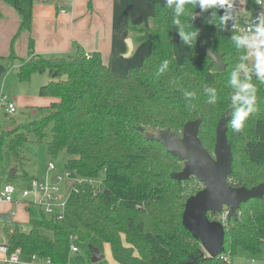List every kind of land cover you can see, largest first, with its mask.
<instances>
[{
    "label": "trees",
    "instance_id": "1",
    "mask_svg": "<svg viewBox=\"0 0 264 264\" xmlns=\"http://www.w3.org/2000/svg\"><path fill=\"white\" fill-rule=\"evenodd\" d=\"M33 2L0 0L18 16L11 46L21 33L31 31ZM185 8L188 14L178 17L181 24L186 31L192 25L200 35L194 47L183 43L189 56L181 66L172 49L173 31L179 33L173 23L175 8L154 5L150 27L131 29L140 32L137 42H149L150 51L140 66L129 68L125 75L114 74L99 53L86 56L79 50L67 56L30 55L18 67L19 82L29 81L34 73H48L51 78L38 88V95L52 101L39 108V119L0 132V169L5 151L10 158L8 169L2 172L4 184L29 187L36 177L25 170L29 159L24 146L31 136L44 140L47 129L49 158L65 152L67 172L94 179L104 171V179L99 186L73 183L61 220L37 209L38 216L28 220L26 231L11 223L3 230L8 253L19 248L23 258L69 264L73 244L79 254L72 260L78 264H92L89 247L100 254L108 247L116 264H227L218 257L209 259L181 224L185 200L199 190L189 192L184 187L194 177L180 183L172 180L170 174L180 171L177 166L183 162L159 143L145 139L150 130L177 133L185 123L200 118L198 137L210 153L219 117L228 108L235 111L230 96L236 89L228 81L245 49H236L232 36L243 34L221 32L213 16L197 26L190 19L195 8L191 4ZM27 46L32 54V39ZM202 47L221 55L222 72ZM248 75L257 88L258 110L241 132H234L228 122L226 135L233 161L227 181L233 187L251 188L264 181V84L254 74ZM238 79H246L242 70ZM205 88L216 89L215 104L207 102L211 96ZM216 216L208 217L216 220ZM223 246V253L230 256L238 251L253 256L262 252L264 199L249 200L240 206L236 220L227 219Z\"/></svg>",
    "mask_w": 264,
    "mask_h": 264
},
{
    "label": "crops",
    "instance_id": "2",
    "mask_svg": "<svg viewBox=\"0 0 264 264\" xmlns=\"http://www.w3.org/2000/svg\"><path fill=\"white\" fill-rule=\"evenodd\" d=\"M154 5H166V0H34L31 31L29 33L23 32L19 35L20 38L22 37L25 40L26 54L24 57L14 55L11 58L18 60L20 66L23 61L29 58V55L43 57L67 56L74 53L76 50H79L84 55L90 56L97 52L100 54L101 61L109 66L114 74L122 75V73L124 71L127 72L129 68L138 65L140 66L142 58L150 51L149 42H137L136 39L140 32H133L131 29H148L150 27ZM4 8H7V5L0 3V22L3 17ZM241 8L246 10L247 15L245 16L241 13V17L239 18L238 15H240ZM198 10L199 7L197 6L194 12L198 13ZM216 12L219 16L224 15L223 10H216ZM257 13L258 11L253 0H247L246 5L243 6L241 5L240 0H235L231 15L236 17V22L240 26H243L248 19H253ZM10 14H12L13 22L16 25L14 34L12 35L13 38L18 27V16L15 13V19V15L11 11ZM211 16L212 14L205 16L201 20V23L204 19ZM194 23L197 26L201 25V23L198 25L196 19L194 20ZM232 25L233 21H228L227 29L221 32H233ZM175 30L173 31V50L174 39H179L183 44L178 31ZM128 38H133V51L130 56L126 57L127 46L125 40ZM29 39H32L33 41L32 54L29 52L27 46ZM10 51L5 55H0V57L5 58L10 54ZM134 52L139 53V60L133 64L125 61V59L131 57ZM242 55H246V50ZM188 56L189 50L188 55L184 56L181 63H178L174 54L177 65L181 66L183 60ZM241 62L246 65L249 64L251 67V61ZM51 101L52 100L50 99V102ZM34 111H38L39 113V108H26L25 113L30 114L34 113ZM16 121L21 122L20 119H16ZM31 175L36 177L35 174ZM3 215L9 216L10 220L2 221V234L5 226L8 227L11 223H17L23 230H27L24 226L27 227L28 221L22 223L21 221L14 219L12 216L13 211ZM0 243H4L3 238ZM106 248L109 251V248L105 247V249ZM2 258L3 255L0 253L1 264ZM230 264H233V262Z\"/></svg>",
    "mask_w": 264,
    "mask_h": 264
},
{
    "label": "water",
    "instance_id": "3",
    "mask_svg": "<svg viewBox=\"0 0 264 264\" xmlns=\"http://www.w3.org/2000/svg\"><path fill=\"white\" fill-rule=\"evenodd\" d=\"M127 46L126 57L133 51V38L125 40ZM203 52L217 70L222 72L225 65L220 54H214L202 47ZM5 68L0 65V77ZM232 110L226 109L219 117L215 126L213 152L210 154L201 144L198 132L201 119L185 123L179 134L166 130H150L145 139L162 145L165 151L183 162L180 171L172 172L170 178L178 183L194 177L201 185V189L189 196L184 203L181 215L183 228L197 240L209 259L218 257L224 251L225 227L217 220H210L209 215H217L228 209L227 219L236 220L237 211L242 204L255 199L263 201L264 181L251 187H233L228 183L232 172V153L227 140L228 122ZM1 221H9L7 215L0 216ZM90 262L98 264L103 260L96 248L89 247Z\"/></svg>",
    "mask_w": 264,
    "mask_h": 264
},
{
    "label": "rangeland",
    "instance_id": "4",
    "mask_svg": "<svg viewBox=\"0 0 264 264\" xmlns=\"http://www.w3.org/2000/svg\"><path fill=\"white\" fill-rule=\"evenodd\" d=\"M15 15L14 10L7 6L3 9V17L0 22V55L7 54L10 49H12L11 55L24 57L26 54V43L25 40L21 37L17 38L14 44L11 46V38L15 31V24L13 22V16L10 14V11ZM216 9H209L207 12L201 13V10H198L197 22L200 25L201 20L211 15L212 12ZM254 16V15H253ZM176 31V30H175ZM174 54L178 63L182 62L184 56L188 55L187 47L180 42L179 39H174ZM15 53V54H14ZM10 55V54H9ZM8 55V56H9ZM6 56L5 58H0V65L5 68V73L0 77V97L1 95L5 96L8 101H11L16 107V113L13 115H6L3 110L0 109V132L8 129H13L17 126L24 125L23 123H28L29 121L37 120L40 118V112L34 111V113L27 114L25 113L26 108L36 107L42 108L49 104L50 99L41 98L38 95V88L42 85H45L48 80H50V75L48 73H34L27 82H19L17 78V70L19 66V61L11 57ZM30 57V55L28 56ZM139 60V53L134 52L133 55L129 58H126L125 61L130 63H136ZM27 61V60H25ZM23 61V63L25 62ZM139 66V65H138ZM136 66V67H138ZM179 66V65H177ZM134 67V66H133ZM126 71L122 73L125 75ZM20 119L21 122L16 121ZM14 120V123H13ZM177 133H180V130H177ZM50 139V132L46 130V137L41 142L37 141L34 136H31L30 141L24 146V153L29 159V162L25 165V170L30 174H35L40 180L44 179L47 176H50L54 184H60V189L62 194L66 197L70 185L78 179V176L71 172L69 176H65L67 170L65 169V162L67 160V154L61 152L56 158H49L46 154V142ZM213 144L210 143L209 151L212 154ZM52 163L55 167V171L51 172L48 170L49 164ZM10 165V158L7 151L4 152V162L0 169V189L5 183V177L2 172L8 169ZM179 169L183 168V163H178ZM52 174H59L62 176V181L59 182L56 177ZM17 190L21 187L14 185ZM185 189L189 192H195L197 189H201L202 185L198 183L194 178H191L185 185ZM29 199L32 200L31 197ZM28 209V208H27ZM13 211V218L26 223L30 218L38 216L37 209L31 208L26 211L24 205L21 203H5L0 201V215L8 214ZM3 223L0 221V241H5L2 234ZM10 227V226H8ZM5 226L4 230L8 228ZM25 229H28V226H24ZM73 256H71V260ZM233 264H264V246L262 252L256 256L250 255L246 252L238 251L230 258ZM103 264H115L111 258V255L108 249H104L103 252ZM253 261V262H252ZM1 264V263H0ZM69 264H78L76 262L69 261ZM82 264V263H80ZM85 264V263H83Z\"/></svg>",
    "mask_w": 264,
    "mask_h": 264
},
{
    "label": "clouds",
    "instance_id": "5",
    "mask_svg": "<svg viewBox=\"0 0 264 264\" xmlns=\"http://www.w3.org/2000/svg\"><path fill=\"white\" fill-rule=\"evenodd\" d=\"M257 4L264 5V0H256ZM235 0H166V5L169 8L174 7L176 17L173 18V23L179 28V36L182 42L189 46L194 47L197 38L200 35L198 29H194L191 25V30L186 31L184 25L181 24L178 18L182 14H188L185 8L186 4H191L193 8L197 6L201 10V13L207 12L209 9L223 10L224 15L217 17V12L213 11V19H217L215 27L219 30H226L228 27V21H233L234 33L242 32L243 35L234 34L232 41L236 49H245L246 55L239 57L240 61H251V67L245 63H239L236 71L231 73V78L228 83L236 89L235 93L230 96L231 108H235V111L231 113L230 126L234 132H241L245 126V122L250 115L257 112V88L251 82V77L248 75L251 69L253 74L257 77V80L264 84V8H262L256 16L246 22L243 26H240L236 22V17L231 15L234 7ZM241 5H246L247 0H240ZM243 13L245 16L247 12L241 8L240 15ZM197 13L192 12L190 19L194 21L197 18ZM211 23V21H209ZM211 49H209V52ZM167 62L165 61V67ZM243 70L245 74V81L241 82L238 79L239 71ZM205 93L210 94L211 98L207 101L210 104L217 102V92L214 88H205ZM186 95H193L192 93H186ZM239 105V106H237Z\"/></svg>",
    "mask_w": 264,
    "mask_h": 264
},
{
    "label": "built area",
    "instance_id": "6",
    "mask_svg": "<svg viewBox=\"0 0 264 264\" xmlns=\"http://www.w3.org/2000/svg\"><path fill=\"white\" fill-rule=\"evenodd\" d=\"M253 2L258 12L262 8H264V5L257 4L256 0H253ZM238 17L240 18L241 15H238ZM251 20L252 19H248L247 22ZM240 33L243 34L242 32ZM248 74H253L251 69L249 70ZM0 109L3 110L6 115H13L16 113L15 105L12 102L8 101L3 95H1L0 97ZM48 170L51 172L55 171V167L52 163L49 164ZM69 173L70 172H66L65 176H69ZM52 175H54L59 182L62 181L61 175ZM103 179L104 171L100 172L97 178L89 179L78 177V179L73 183H88L93 184L94 186H99L101 185ZM71 185L66 197H64L62 194V190L60 189V184H54L50 176H47L42 180H40L39 178H34L28 188H20L19 190H17L12 184H4L0 189V201L8 204L22 203L27 207L39 209L47 216H51L56 220H61L65 204L71 189ZM29 197H31L32 200L29 199ZM227 211L228 209L224 208L223 211L216 216V220L220 222L224 227L227 224ZM0 253L3 255L2 264H50L49 261L37 260L35 256H31L30 258H23L21 256V250L19 248L11 253H8V249L5 243H0ZM74 254H79V250L75 245L72 244L70 245V255L73 256ZM230 258L231 256L229 252L221 253L218 256L219 260L225 261L227 262V264L231 263Z\"/></svg>",
    "mask_w": 264,
    "mask_h": 264
}]
</instances>
